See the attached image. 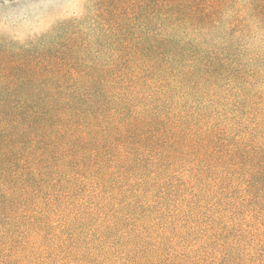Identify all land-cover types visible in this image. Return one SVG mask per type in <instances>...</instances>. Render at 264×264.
Here are the masks:
<instances>
[{"label":"trees","instance_id":"16d2710c","mask_svg":"<svg viewBox=\"0 0 264 264\" xmlns=\"http://www.w3.org/2000/svg\"><path fill=\"white\" fill-rule=\"evenodd\" d=\"M76 2L0 20V264H264V0Z\"/></svg>","mask_w":264,"mask_h":264},{"label":"rangeland","instance_id":"374dc122","mask_svg":"<svg viewBox=\"0 0 264 264\" xmlns=\"http://www.w3.org/2000/svg\"><path fill=\"white\" fill-rule=\"evenodd\" d=\"M76 10V0H0V20L25 31L36 29L50 13L71 14ZM252 14H248V18L255 25L250 27L258 30V33H264L261 32L264 29L263 21L260 18L253 20ZM249 43L264 45V41Z\"/></svg>","mask_w":264,"mask_h":264}]
</instances>
